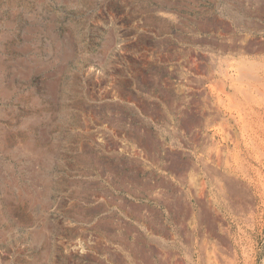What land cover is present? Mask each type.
<instances>
[{
  "label": "rangeland",
  "instance_id": "rangeland-1",
  "mask_svg": "<svg viewBox=\"0 0 264 264\" xmlns=\"http://www.w3.org/2000/svg\"><path fill=\"white\" fill-rule=\"evenodd\" d=\"M263 75L264 0H0V264H264Z\"/></svg>",
  "mask_w": 264,
  "mask_h": 264
},
{
  "label": "bare ground",
  "instance_id": "bare-ground-1",
  "mask_svg": "<svg viewBox=\"0 0 264 264\" xmlns=\"http://www.w3.org/2000/svg\"><path fill=\"white\" fill-rule=\"evenodd\" d=\"M252 26H253V25H252ZM235 49H236V48H235ZM237 49H238V48H237ZM239 50H240V49H239ZM218 53H219V52H218ZM233 56H234V55H233ZM220 58H221V57H220ZM222 59H223V58H222ZM229 59H230V58H229ZM218 60H219V59H218ZM224 60H225V59H224ZM225 62H226V61H225ZM258 62H259V61H258ZM229 63H230V62H229ZM229 63H228V66H229ZM233 63H235V62H233ZM246 63H249V62L246 61ZM238 64H239V63H238ZM241 64H242V63H241ZM231 65H232V62H231ZM242 65H243V64H242ZM251 65H252V63H251ZM228 66H227L226 68H224L223 66H222V67L225 69V71H227L226 69L228 68ZM238 66H239V65H238ZM240 66H241V65H240ZM244 66H245V65H244ZM244 66H242V67H244ZM249 66H250V64H249ZM249 66H248V68L250 69L252 66H251V67H249ZM254 66H255L254 68H257L256 65H254ZM259 66H260V65H259ZM218 67H219V66H218ZM220 67H221V65H220ZM222 67H221V70H222ZM236 67H237V66H236ZM234 68H235V67H234ZM234 68H233V69H234ZM238 68H239V67H238ZM238 68H237V72L240 71V70H238ZM224 69H223V71H224ZM230 69H231V68H230ZM243 69H245V68H243ZM243 69H242V70H243ZM242 70H241V71H242ZM255 70H257V69H255ZM244 71H245V70H244ZM246 71L248 72L249 70H247V68H246ZM253 71H254V69H253ZM253 71L250 70V73H253ZM212 72H213V71H212ZM221 72H222V71H221ZM221 72H220V73H221ZM230 72H231V71H230ZM237 72H236V73H237ZM242 72H243V71H242ZM216 73H217V72H216ZM238 73H239V72H238ZM248 73H249V72H248ZM254 73H256V71H255ZM222 74H223V73H222ZM240 74H242V73H240ZM243 74H244V73H243ZM235 75H236V74H235ZM244 75H245V74H244ZM249 75H250V74H249ZM253 75H254V74H253ZM257 75H258V74H257ZM226 76H228V75H226ZM250 76H251V75H250ZM263 76H264V75H263ZM228 77H230V76H228ZM228 77H227V78H228ZM232 77H233V76H232ZM232 77H230V78H232ZM240 77H241V76H240ZM245 77H246V75H245ZM245 77H244V79H245ZM255 77H256V76H255ZM257 77H258V76H257ZM261 77H262V76H261ZM224 78H225V77H224ZM234 78H235V77H234ZM238 78H239V77H238ZM251 78H252V77H251ZM228 79H229V78H228ZM235 79H236V78H235ZM249 79H250V78H249ZM225 80H226V79H225ZM231 80H233V79H231ZM231 80H230V81H231ZM241 80H242V77H241ZM250 80L253 81L252 79H250ZM250 80H249V81H250ZM255 80H256V79H255ZM218 81H219V80H218ZM242 81H243V80H242ZM247 81H248V80H247ZM257 81H258V80H257ZM257 81H256V82H257ZM236 82H238V81H236ZM244 82H245V81H244ZM256 82H255V83H256ZM258 82H259V81H258ZM231 83H234V80H233V82H231ZM260 83H261V81H260ZM262 83H263V82H262ZM216 84H217V83H216ZM238 84H239V83H238ZM241 84H242V83H241ZM247 84H248V82H247ZM247 84H246V85H247ZM252 84L254 85V83H252ZM239 85H240V84H239ZM243 85H244V84H243ZM219 86H221V84H220ZM229 86H230V85H229ZM231 86H232V85H231ZM254 86H256V84H255ZM254 86H253V87H254ZM262 86H263V84H262ZM262 86H260V87H262ZM234 87H235V86H234ZM240 87H241V86H240ZM240 87H239V88H240ZM245 87H246V86H245ZM251 87H252V86H251ZM258 87H259V86H258ZM210 88H211V87H210ZM223 88H224V87H223ZM235 88H236V87H235ZM241 88H242V87H241ZM248 88H249V87H248ZM237 89H238V86H237ZM242 89H243V88H242ZM246 89H247V88H246ZM255 89H256V87H255ZM258 89H259V88H258ZM261 89H262V88H261ZM263 90H264V89H263ZM240 91H242V90H240ZM240 91H239V92H240ZM244 91H245V88H244ZM248 91H249V89H248ZM255 91H256V90H255ZM218 92H219V91H218ZM223 93H224V92H223ZM243 93H244V92H243ZM245 93H246V91H245ZM259 93H260V92H259ZM263 93H264V91H263ZM248 94H249V93H248ZM248 94L246 93L247 96H248ZM257 94H258V93H257ZM260 94H261V93H260ZM223 95H224V94H223ZM228 95H229V94H228ZM242 95H243V94H242ZM246 95H244V96H246ZM252 95H253V93H252ZM252 95H251V96L249 95L250 98L252 97ZM240 96H241V95H240ZM247 96H246V98L249 97V96H248V97H247ZM258 96H259V95H258ZM263 96H264V95H263ZM263 96H261L260 98H258V99H259V102H260V99H261V98L264 99ZM241 98L243 99V97H241ZM244 98H245V97H244ZM254 98L257 99V97H255V95H254ZM207 99H208V98H207ZM248 99H249V98H248ZM248 99H247V100H248ZM251 99H253V98H251ZM251 99H249V100H251ZM255 99H254V100H255ZM247 100L245 99V101H247ZM249 100H248V101H249ZM254 100H252L251 102L253 103ZM229 101H232L230 97H229ZM248 101H247V102H248ZM255 101H256V100H255ZM255 101H254V103H255ZM257 101H258V100H257ZM259 102H258V103H259ZM263 102H264V100H263ZM241 103H242V102H241ZM248 103H249V102H248ZM252 103H251V104H252ZM258 103H255V104H258ZM243 105H244V104H243ZM247 105H248V104H247ZM247 105H246V106H247ZM244 106H245V105H244ZM244 106H243V107H244ZM258 106H259V105H258ZM234 107H236V106H234ZM214 108H215V107H214ZM240 108H241V107H240ZM240 108H238V109H240ZM249 108H250V107H249ZM251 108H252V106H251ZM259 108H260V107H259ZM263 108H264V107H263ZM233 109H234V108H233ZM233 109H232V110H233ZM236 109H237V108H236ZM238 109H237V110H238ZM255 109H256V108H255ZM260 109H261V108H260ZM214 110H215V109H214ZM219 110H220V109H219ZM252 110H253V108H252ZM256 110H257V109H256ZM256 110H255V111H256ZM245 111H246V110H245ZM248 111H249V110H248ZM248 111H247V112H248ZM250 111H251V109H250ZM250 111H249L248 113H250ZM257 111H258V110H257ZM259 112H260V111H259ZM219 113H220V112H219ZM239 113H240V112H239ZM239 113H238V114H239ZM257 113H258V112H257ZM257 113H256V114H257ZM263 113H264V112H263ZM263 113H262V115H263ZM244 114H245V112H244ZM246 114H247V113H246ZM254 114H255V113H254ZM258 115H259V113H258ZM240 116H241V115H240ZM250 116H251V113H250ZM250 116H249V117H250ZM252 116H253V115H252ZM260 116H261V115H260ZM217 117H218V116H217ZM249 117H248V118H249ZM256 117H257V116H256ZM258 117H259V116H258ZM258 117H257V120H259ZM240 118H241V117H240ZM253 118H254V117H253ZM209 119H210V118H209ZM221 119H222V118H221ZM241 119H243V118H241ZM261 119H262V117H261ZM222 120H223V119H222ZM243 120H244V119H243ZM243 120H242V121H243ZM248 120H249V119H247V122H248ZM245 121H246V120H245ZM250 121H251V120H250ZM262 121H264V120H262ZM238 122H239V121H238ZM252 122H254V121H252ZM259 122H261V121H259ZM229 123H230V122H229ZM254 123H255V122H254ZM254 123H252V124H254ZM261 123H263V122H261ZM225 124H226V123H225ZM227 124H228V123H227ZM239 124H240V123H239ZM256 124H258V123H256ZM259 124H260V123H259ZM259 124H258V125H259ZM241 125L244 126V124H242V123H241ZM245 125H246V124H245ZM247 125H248V123H247ZM247 125H246V126H247ZM208 126H209V125H208ZM212 126H213V125H212ZM237 126H238V125H237ZM218 127H219V126H218ZM263 127H264V126H263ZM263 127H261V131H262V128H263ZM246 128H248V127H246ZM250 128H251V127H250ZM239 129H240V128H239ZM241 129H242V128H241ZM253 129H254V128H253ZM256 129H257V128H256ZM258 129H260V128L258 127ZM219 132H220V131H219ZM241 132H242V131H241ZM254 133H256L255 130H254ZM226 134H227V136H228V133H226ZM246 134H247V133H246ZM249 134H250V133H249ZM231 135H232V134H231ZM237 135H238V134H237ZM240 135H241V134H240ZM256 135H257V134H256ZM256 135H255V136H256ZM260 135H261V134H259L258 136H260ZM243 136H244V135H243ZM248 136H249V135H248ZM251 136L253 137V134H252ZM263 137H264V136H263ZM224 138H225V137H224ZM229 138H231V136H230ZM243 138H244V137H243ZM247 138H249V137H247ZM236 139H237V138H236ZM245 139H246V138H245ZM249 139H250V138H249ZM256 139H257V138H256ZM259 139H260V138H259ZM233 140H234V139H233ZM262 140H263V138H262ZM231 141H232V140H231ZM263 141H264V140H263ZM196 142H197V141H196ZM222 142H223V141H222ZM234 142H235V141H234ZM236 142H237V141H236ZM242 142H244V141H242ZM246 142H248V140H246L244 143L246 144ZM249 142H251V139L249 140ZM254 142H255V140H254ZM254 142H253V143H254ZM257 142H258V141H257ZM261 142H262V141H261ZM227 143H228V142H227ZM230 143H232V142H230ZM238 143H239V142H238ZM255 143H256V142H255ZM247 144H248V143H247ZM258 144H260V143H258ZM262 144H263V143H262ZM232 145H233V144H232ZM242 145H243V144H242ZM249 145H250V144H249ZM249 145H248V146H249ZM253 145L255 146V144H253ZM253 145H252V143H251V146H252V147H254ZM236 146H237V145H236ZM251 146H249V147H251ZM256 146H257V144H256ZM228 147H229V146H228ZM233 147H234V146H233ZM257 147H260V146H257ZM263 147H264V146H263ZM229 148H230V147H229ZM240 148H241V147H240ZM244 148H245V147H244ZM246 148H247V147H246ZM254 148H255V147H254ZM260 148H261V147H260ZM231 149H232V148H231ZM233 149H236V148L234 147ZM241 149H242V148H241ZM252 149H253V148H252ZM252 149H251V150H252ZM239 150H240V149H239ZM243 150H244V149H243ZM246 150H247V149H246ZM253 150H255V152L258 151V150H256V149H253ZM216 151H217V150H216ZM229 151H230V150H229ZM233 151H235V150H233ZM237 151H238V150H237ZM240 151H241V150H240ZM262 151H263V150H262ZM217 152H218V151H217ZM230 152H232V151H230ZM258 152H259V151H258ZM233 153H235V152H233ZM237 153H238V152H237ZM240 153H241V152H240ZM242 153H243V151H242ZM238 154H239V153H238ZM259 154H260V153H259ZM206 155H207V153H206ZM211 155H212V154H211ZM213 155H214V154H213ZM257 155H258V154H257ZM223 156H224V155H223ZM216 157H217V155H216ZM261 158H262V157H261ZM261 158H260V159H261ZM263 158H264V156H263ZM260 159H259V160H260ZM242 160H243V159H242ZM259 160H258V161H259ZM220 161H221V160H220ZM229 161H230V160H229ZM243 161H244V160H243ZM260 162H261V161H260ZM260 162H259V164H260ZM259 164H258V165H259ZM240 166H241V165H240ZM263 167H264V166H263ZM256 168H257V167H256ZM233 169H234V168H233ZM241 169H242V168H241ZM245 170H246V169H245ZM256 171H257V169H256ZM257 172H258V171H257ZM261 176H262V175H261ZM221 179H222V178H221ZM248 181H249V180H248ZM220 185H221V184H220ZM247 185H248V184H247ZM223 195H224V194H223ZM262 196H263V195H262ZM238 231H239V230H238Z\"/></svg>",
  "mask_w": 264,
  "mask_h": 264
}]
</instances>
